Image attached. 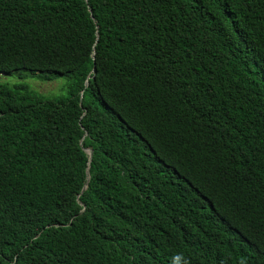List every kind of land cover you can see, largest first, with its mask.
<instances>
[{
  "label": "trees",
  "instance_id": "obj_1",
  "mask_svg": "<svg viewBox=\"0 0 264 264\" xmlns=\"http://www.w3.org/2000/svg\"><path fill=\"white\" fill-rule=\"evenodd\" d=\"M1 73L69 82L0 84V264H264V0H0Z\"/></svg>",
  "mask_w": 264,
  "mask_h": 264
},
{
  "label": "rangeland",
  "instance_id": "obj_2",
  "mask_svg": "<svg viewBox=\"0 0 264 264\" xmlns=\"http://www.w3.org/2000/svg\"><path fill=\"white\" fill-rule=\"evenodd\" d=\"M69 79L66 77L56 78L52 81L39 79L29 73L15 74L8 76L0 74V84H6L10 87L19 84H26L31 90L43 95L47 99H55L67 95V86Z\"/></svg>",
  "mask_w": 264,
  "mask_h": 264
},
{
  "label": "water",
  "instance_id": "obj_3",
  "mask_svg": "<svg viewBox=\"0 0 264 264\" xmlns=\"http://www.w3.org/2000/svg\"><path fill=\"white\" fill-rule=\"evenodd\" d=\"M84 151L89 155L90 160H91V158H92V154H93V151H92L91 149H85ZM87 174H88V177L90 178V175H89V169L87 170ZM86 188H87V185L84 187L83 190H86Z\"/></svg>",
  "mask_w": 264,
  "mask_h": 264
}]
</instances>
